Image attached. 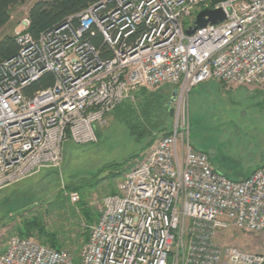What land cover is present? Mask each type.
I'll use <instances>...</instances> for the list:
<instances>
[{
  "label": "built area",
  "instance_id": "obj_1",
  "mask_svg": "<svg viewBox=\"0 0 264 264\" xmlns=\"http://www.w3.org/2000/svg\"><path fill=\"white\" fill-rule=\"evenodd\" d=\"M206 8L226 19L187 34ZM30 25L27 9L13 30L18 52L0 63V191L59 168L67 140L98 142L97 127L135 92L170 85L171 134L103 199L79 264H264V246L219 239L229 229L264 234V167L233 180L189 142L194 87L264 84V0H102L37 38ZM47 73L53 84L32 92ZM80 198L69 194L73 204ZM0 264L74 260L12 235Z\"/></svg>",
  "mask_w": 264,
  "mask_h": 264
},
{
  "label": "rangeland",
  "instance_id": "obj_2",
  "mask_svg": "<svg viewBox=\"0 0 264 264\" xmlns=\"http://www.w3.org/2000/svg\"><path fill=\"white\" fill-rule=\"evenodd\" d=\"M36 1L31 0L14 10V19L0 32V39L13 33ZM167 88L172 89V86L157 90L166 94ZM157 90H153L154 93ZM135 110L136 114L126 121L111 113L106 124L97 127L96 143L64 142L63 162L59 168L43 170L0 191V255L6 251L9 238L16 233L21 221L19 215L27 208L28 213L42 215L49 228L55 222H62L66 230L71 231L72 238L85 231L88 224L81 206L78 204L77 208L69 200L71 187H85L82 191L85 201L99 218L103 199L123 180L119 175L109 177L121 169V166L118 169L114 166L123 164L127 168L128 164H139V157L147 154L163 137L162 126H157L160 123L158 115L150 118L155 126L149 127L146 120L137 115L140 108L136 106ZM189 123L191 146L208 153L215 168L228 178L243 180L264 164V84L234 87L209 80L197 85L189 96ZM143 125L149 130L144 135ZM152 140L155 141L148 147ZM58 201H66L65 208L54 207ZM61 213H64L62 218ZM219 235L223 245L234 244L248 251L264 246V234L229 229ZM81 244L80 238L78 246ZM76 250L77 244L68 251L75 256ZM78 255L80 257V253Z\"/></svg>",
  "mask_w": 264,
  "mask_h": 264
},
{
  "label": "trees",
  "instance_id": "obj_3",
  "mask_svg": "<svg viewBox=\"0 0 264 264\" xmlns=\"http://www.w3.org/2000/svg\"><path fill=\"white\" fill-rule=\"evenodd\" d=\"M30 1L31 0H0V32L12 22L14 10L20 6H24ZM100 1L102 0H38L34 2L29 8V17L31 19V25L28 31L35 38H37L42 32L66 21L68 17L76 15L87 9L89 6L96 4ZM96 41H102V36L100 34L96 36ZM17 52L18 44L16 43V39L13 33L6 34L3 38L0 39V63L5 60L11 59L13 56L16 55ZM53 82V75L47 73L43 75V77L39 81L32 85L31 91L33 92L36 90L45 89L51 86ZM166 86L167 85L163 87ZM167 90V93L163 94L160 90H157L154 93V91L141 89L135 92L134 98H129L125 100L112 112V114H115L116 117H119L120 119L126 121L129 117L136 114L135 107L137 106L138 108H140L141 111L137 115H139L142 120L145 119L149 127L155 126V123H152V121L150 122V118H152L153 115H158L160 117V123L157 126H162L161 131L164 132L162 135L163 137L168 136L172 132L171 123L173 121V116L170 113L168 102L172 96L173 90L171 88H167ZM134 100H138V102L134 103ZM143 128L144 131H142V134L144 135L149 130L145 125H143ZM153 141L155 140L149 142L147 146H152ZM146 155L147 154L140 156L139 162H141L146 157ZM137 164L138 163L128 164L126 166L127 168H124L123 164L116 165L114 166V168L118 169L121 166V169H119L118 171H114L113 173H111V175H109V177L112 179L119 175L124 178V173L126 174ZM262 167H264V164L259 166L257 169ZM257 169L252 171L250 175ZM94 186L95 185H93L92 188H94ZM83 189H85V187L83 186H75L71 187L70 189V192L77 191L81 194L80 201L75 204V207L78 208V204L79 207L81 206L82 210H80L82 212V215L86 217L88 224L87 229L83 232H79L78 235L75 236V238H72V234H70L71 231L66 230V227L62 222H55L53 227L49 228L45 224V220L42 215H33L31 213H28L30 212L28 208L24 209L19 215L21 221L17 226L15 230L16 233L14 235H18L24 238H33L39 243L50 246L57 250L68 251L71 250L72 245L77 244V250L74 253L75 256H73V260L74 264H79L80 257L78 254L80 253L83 244L88 241L89 227L95 224L98 219L89 207L88 203L85 201V196L82 193ZM118 193V186H113L110 195H116ZM65 200L67 199L65 198ZM65 202L66 201L55 202L54 207L57 205L58 207L61 206L62 208H65ZM71 210L73 216L76 217L75 211L73 212L74 209L71 208ZM62 217H64V213H61V218ZM80 238L82 239V244L78 246V240ZM68 252L71 253L70 251Z\"/></svg>",
  "mask_w": 264,
  "mask_h": 264
},
{
  "label": "water",
  "instance_id": "obj_4",
  "mask_svg": "<svg viewBox=\"0 0 264 264\" xmlns=\"http://www.w3.org/2000/svg\"><path fill=\"white\" fill-rule=\"evenodd\" d=\"M226 19V15L224 13V11L221 8H217V9H203L202 11H200L197 15V19L195 22V27L192 28L190 27L189 29L186 30L187 34H193L197 29L199 28H203L205 26H207L209 23L211 24H219L221 22H223ZM176 97V90H174L172 92V96L168 102V106L170 108V113L173 116V107L172 104L175 100Z\"/></svg>",
  "mask_w": 264,
  "mask_h": 264
},
{
  "label": "crops",
  "instance_id": "obj_5",
  "mask_svg": "<svg viewBox=\"0 0 264 264\" xmlns=\"http://www.w3.org/2000/svg\"><path fill=\"white\" fill-rule=\"evenodd\" d=\"M13 18H14V16H12V20H13ZM8 25H9V24H8ZM8 25H7V26H8ZM7 26H6V27H7ZM249 175H250V173L248 174V176H249ZM248 176H247V177H248Z\"/></svg>",
  "mask_w": 264,
  "mask_h": 264
},
{
  "label": "bare ground",
  "instance_id": "obj_6",
  "mask_svg": "<svg viewBox=\"0 0 264 264\" xmlns=\"http://www.w3.org/2000/svg\"><path fill=\"white\" fill-rule=\"evenodd\" d=\"M196 19H197V16H196ZM196 22V21H195Z\"/></svg>",
  "mask_w": 264,
  "mask_h": 264
}]
</instances>
